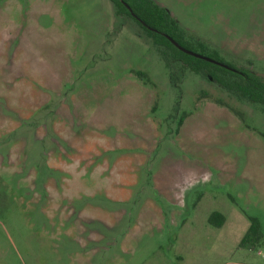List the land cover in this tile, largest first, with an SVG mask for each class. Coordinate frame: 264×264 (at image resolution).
<instances>
[{"label":"rangeland","instance_id":"1","mask_svg":"<svg viewBox=\"0 0 264 264\" xmlns=\"http://www.w3.org/2000/svg\"><path fill=\"white\" fill-rule=\"evenodd\" d=\"M155 1L264 78V0ZM0 264H264V107L111 0H0Z\"/></svg>","mask_w":264,"mask_h":264},{"label":"trees","instance_id":"2","mask_svg":"<svg viewBox=\"0 0 264 264\" xmlns=\"http://www.w3.org/2000/svg\"><path fill=\"white\" fill-rule=\"evenodd\" d=\"M111 1L115 5L117 15L135 20L142 27L144 33L151 38L170 71V78L173 83H176L179 73H184L189 69L196 73L205 74L238 97L259 103L264 107V78L254 70L237 67L231 62L223 60L216 50L214 52L217 57H213L206 52L199 53L213 57L229 67L210 62L177 47L169 37L195 52L197 50L192 47L193 41L203 51L210 49L203 41L189 38L165 6L155 0ZM217 218H220L221 221L217 222ZM209 220L214 224L222 225L226 221V217L216 211L211 214ZM257 230V222L252 219L250 228L243 237L242 243L251 235L256 234Z\"/></svg>","mask_w":264,"mask_h":264},{"label":"water","instance_id":"3","mask_svg":"<svg viewBox=\"0 0 264 264\" xmlns=\"http://www.w3.org/2000/svg\"><path fill=\"white\" fill-rule=\"evenodd\" d=\"M169 38H170V40H171V41H172L177 47H179L180 49H182L183 51H185V52H187V53L193 54V55H195V56H197V57H200V58L206 59V60H208V61H210V62H213V63L219 64V65H222V66H224V67H229L227 64H225V63H223V62H221V61H219V60H216V59H214V58H212V57H210V56H207V55L201 54V53H199V52H195V51H193V50H191V49H187L186 47L182 46L179 42H177V41H176L175 39H173L172 37H169Z\"/></svg>","mask_w":264,"mask_h":264}]
</instances>
